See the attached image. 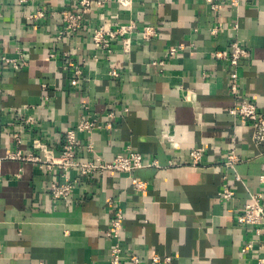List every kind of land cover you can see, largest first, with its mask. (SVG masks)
I'll use <instances>...</instances> for the list:
<instances>
[{
    "label": "crops",
    "instance_id": "1",
    "mask_svg": "<svg viewBox=\"0 0 264 264\" xmlns=\"http://www.w3.org/2000/svg\"><path fill=\"white\" fill-rule=\"evenodd\" d=\"M233 2L135 0L133 8H122L112 1L88 16L75 37L59 38L60 17H30L39 8L75 10L78 0H0V50L12 55L19 47L25 62L20 70L0 67V264H109L116 241L105 233L117 208L125 213L122 248L137 253L140 264H153L154 256L170 258L169 264L264 263V232L257 237L237 221L250 195L264 192V147L254 144L249 122L230 114L244 96L264 115V0ZM132 21L129 52L120 40L112 42L108 59L94 49L92 26L113 29ZM145 26L157 31L146 42ZM234 42L248 50L236 96L228 62L212 55L230 52ZM172 46L183 49L171 57ZM93 55L98 62L87 63L72 86L68 61L81 64ZM85 104L97 127L77 133L78 160L96 153L111 161L131 149L156 165L93 179L71 171L78 187L68 200H56L49 187L57 169L9 154L42 156L33 148L39 139L59 155L64 132L77 127ZM19 110L36 123L16 145L12 125ZM167 133L178 148L164 139ZM197 148L204 155L193 168L189 154ZM231 150L242 159L235 171L224 166ZM133 178L147 189L134 190ZM225 186L236 190L229 202L219 196ZM250 241L254 247L242 253Z\"/></svg>",
    "mask_w": 264,
    "mask_h": 264
},
{
    "label": "built area",
    "instance_id": "2",
    "mask_svg": "<svg viewBox=\"0 0 264 264\" xmlns=\"http://www.w3.org/2000/svg\"><path fill=\"white\" fill-rule=\"evenodd\" d=\"M20 4H25L31 0H15ZM115 2L122 8H133L135 0H78V6L75 10H63V11H49L45 8H39L35 15H32L31 19L44 18L47 15L51 17H60L63 24V31L59 38L63 37H75L83 28L84 22L90 18L93 13H96L100 8L108 2ZM234 4L238 3V0H234ZM212 8L216 7L212 5ZM2 15V7L0 5V16ZM136 28V22L132 21L126 25H116L113 29H107L100 26H92L90 29L91 41L94 49L104 52L105 58L112 56V42L114 40H120L123 45L124 52H129L132 46L131 34ZM156 28L152 26H145L141 30L143 41H149L156 35ZM215 32V29L212 30ZM183 46H172L169 49V55L174 57ZM67 59L69 55L64 54ZM213 58L217 60H226L230 67L229 76L232 79L231 90L236 96L239 93V64L240 61L248 55V50L241 46L239 42L231 44V51H216L213 54ZM52 57L55 54L51 55ZM99 57L97 55L88 56L83 59L81 64H76L73 61H68L69 68L73 70L74 76L71 80L72 86H77L81 81L82 68L89 62H98ZM163 62H159V65H163ZM5 66L15 70H20L25 66L23 61V53L19 47L13 50V54H8L3 50H0V67ZM111 75L118 76L116 70H112ZM48 98H46L47 100ZM34 107H26V111H33ZM89 106L84 105L83 113L80 117L78 125L75 129H70L63 134L62 150L59 155H56L53 148L48 147L42 143L41 140L35 139L33 142V148L39 150L42 156H33L32 154H24L21 150H17L9 154V157L16 160L31 161L38 164L41 169L48 171L58 170L57 179L51 183L49 192L51 196L56 200H68L75 189L79 185V179H73L70 176L71 171H77L80 178L93 179L99 174L107 172L126 173L131 174L134 170L143 167L154 166L155 163L147 162L142 154L128 149L126 153L117 155L113 160L106 161L101 156L94 153L93 160L80 161L77 156L82 149L77 133L87 132L91 133L97 127L96 120H90L88 118ZM19 110L14 113L13 118L16 119L12 125L14 134L13 139L16 145L22 143V136L24 132L32 127L36 123V117L33 114L22 113ZM230 114L249 122L253 128L252 140L257 147H264V115L259 112L257 105L246 99L244 96L236 99L234 108L230 111ZM18 119V120H17ZM164 139L168 141L174 148H178L179 144L175 141L174 136L171 133L164 135ZM204 150L197 148L190 154L189 165L193 168H199ZM242 162L241 157L236 150H231L224 161V166L228 170L235 171L236 166ZM226 179V176H224ZM237 180H241L236 175ZM262 181L264 177L260 178ZM133 189L136 191L144 192L148 184L145 181L132 179ZM236 195V190L230 187H223L219 191V196L223 201L229 202ZM112 205V202L108 203ZM125 213L121 208L114 210V216L110 222V225L105 233L106 237L116 241L115 245L111 248V260L109 264H124L130 262V264H140V256L133 251H124L122 248V232L124 230ZM237 221L243 226H249L253 228V231L257 237H261L264 232V192L253 193L250 195V202L244 206L239 215ZM255 245L254 241L248 242L242 249V253H246L252 249ZM0 242V250H1ZM153 264L171 262L170 258L161 260L158 256H154L151 259ZM264 264V263H261Z\"/></svg>",
    "mask_w": 264,
    "mask_h": 264
}]
</instances>
